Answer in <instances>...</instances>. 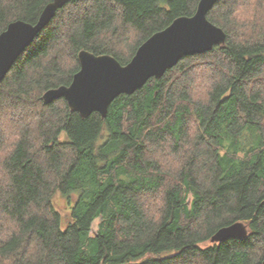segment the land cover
Returning <instances> with one entry per match:
<instances>
[{"label": "trees", "instance_id": "16d2710c", "mask_svg": "<svg viewBox=\"0 0 264 264\" xmlns=\"http://www.w3.org/2000/svg\"><path fill=\"white\" fill-rule=\"evenodd\" d=\"M52 1L0 0V34ZM199 1L73 0L19 57L0 83V264H262L264 0L242 25L243 0H218L208 19L226 44L121 95L106 118L43 100L72 83L80 51L126 65ZM236 222L246 238L211 242Z\"/></svg>", "mask_w": 264, "mask_h": 264}, {"label": "water", "instance_id": "95a60500", "mask_svg": "<svg viewBox=\"0 0 264 264\" xmlns=\"http://www.w3.org/2000/svg\"><path fill=\"white\" fill-rule=\"evenodd\" d=\"M73 0H53L34 24L19 20L0 34V83L6 78L24 51L50 24L57 11ZM218 0H200L192 16L175 19L167 28L152 35L136 51L132 60L122 65L111 55H95L86 50L78 54L80 70L69 86L47 91L46 104L64 98L72 112L88 118L99 113L106 118L111 104L121 95H132L152 78H162L185 57L204 54L227 42L226 32L208 19ZM249 228L236 222L219 229L212 243L246 238ZM264 264V261L262 262Z\"/></svg>", "mask_w": 264, "mask_h": 264}, {"label": "rangeland", "instance_id": "374dc122", "mask_svg": "<svg viewBox=\"0 0 264 264\" xmlns=\"http://www.w3.org/2000/svg\"><path fill=\"white\" fill-rule=\"evenodd\" d=\"M243 2L246 4L243 8H240V6L237 7V9H238V15H239L240 19L239 18H236V19L234 18L238 22L240 21L239 23L241 25L243 24V23H241L243 21V18H244L243 15H246V16H248L247 14H250L251 15L253 13L254 9H256L255 6L257 5V2H252V0H243ZM248 3H250V4L248 5ZM244 12H246V13H244ZM57 206H59L60 210L64 214L66 213V211H67L66 210L67 209L66 202L61 197H58L57 198ZM98 229H99V221H96L93 224V231L96 232ZM208 244H210V243H206L204 246H208Z\"/></svg>", "mask_w": 264, "mask_h": 264}]
</instances>
